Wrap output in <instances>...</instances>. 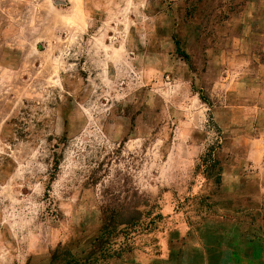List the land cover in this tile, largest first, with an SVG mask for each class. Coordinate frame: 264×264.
I'll list each match as a JSON object with an SVG mask.
<instances>
[{"label": "rangeland", "instance_id": "374dc122", "mask_svg": "<svg viewBox=\"0 0 264 264\" xmlns=\"http://www.w3.org/2000/svg\"><path fill=\"white\" fill-rule=\"evenodd\" d=\"M256 0H0V264H107L201 220L264 235Z\"/></svg>", "mask_w": 264, "mask_h": 264}, {"label": "crops", "instance_id": "0c3cea01", "mask_svg": "<svg viewBox=\"0 0 264 264\" xmlns=\"http://www.w3.org/2000/svg\"><path fill=\"white\" fill-rule=\"evenodd\" d=\"M255 2L262 10L264 0ZM259 28L257 36L264 46V23ZM249 236L246 227L204 219L192 228L146 235L129 255L107 264H264V235L259 240Z\"/></svg>", "mask_w": 264, "mask_h": 264}]
</instances>
